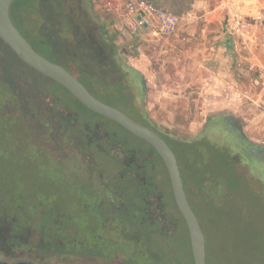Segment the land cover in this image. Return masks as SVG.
Wrapping results in <instances>:
<instances>
[{
  "label": "trees",
  "instance_id": "trees-1",
  "mask_svg": "<svg viewBox=\"0 0 264 264\" xmlns=\"http://www.w3.org/2000/svg\"><path fill=\"white\" fill-rule=\"evenodd\" d=\"M69 1L13 0L9 14L37 52L64 66L97 98L119 107L166 141L175 154L187 199L198 220L218 226V242L227 244L228 250L231 243L225 236L230 233L235 238L232 244L243 247L240 256L236 251L235 260L227 252L219 257L211 250L216 238L210 241L199 220L206 264H215L214 257L226 264H264V194L240 174L238 157L204 136L180 138L158 128L144 107L140 72L118 58L116 46L104 38L105 29L100 31L99 44L81 25L73 30L67 17ZM147 1L177 16L188 12L194 2ZM28 13L38 14L42 20L35 19L29 25L36 32L34 36L17 24ZM71 30L73 41L66 36ZM126 80L139 87L138 97L130 96V104L118 96L129 88ZM46 98L53 103L52 112L45 108ZM57 106L62 113L54 111ZM210 128L211 119L204 124L205 130ZM24 144L35 147L36 152L21 153L20 158L19 148ZM74 145L75 150L71 149ZM218 159L225 164L218 165ZM14 161L23 182L18 183L10 170ZM49 163L50 173L43 170ZM0 172H6L13 183L10 187L14 191L9 187L8 194L21 189L32 205V213L24 210L14 216L11 232L20 233L18 219L32 214L28 227L41 238L32 245L41 256L54 260L49 264H193L184 218L154 148L117 122L88 109L58 82L27 65L1 38ZM225 180L234 183L227 186ZM240 180L245 182V190L237 189ZM261 183L264 185V179ZM79 218L78 223L73 221ZM81 218L86 223L81 228L84 235L80 234ZM95 227L102 231L96 238ZM11 241L27 248L20 240Z\"/></svg>",
  "mask_w": 264,
  "mask_h": 264
},
{
  "label": "rangeland",
  "instance_id": "rangeland-1",
  "mask_svg": "<svg viewBox=\"0 0 264 264\" xmlns=\"http://www.w3.org/2000/svg\"><path fill=\"white\" fill-rule=\"evenodd\" d=\"M128 1L70 0L67 4V17L72 21L73 30H76L75 25H81L91 34L96 44H99L97 39L101 40L100 31L105 29L104 38L106 42L112 41V44L116 46L118 58L122 62L129 61L145 70L143 78L144 107L149 118L157 124L158 128L180 138L194 139L197 136H204L220 144V147L234 152L235 157H238L237 168L240 174L244 177L247 176L249 181H252L253 185L264 194V185L261 183L264 179V163L254 161L245 155L239 140L233 135L231 126L232 122H236L245 139L264 150V19L261 23L252 26L248 35H229L231 48L226 47L223 52L219 47L223 45L226 38L222 22L229 11L239 9L250 14L254 9L260 8L264 14V7L253 6L247 1L246 5L242 7L243 0H229L230 4L218 12L221 15L220 21H216L218 23L205 19V5L198 8L191 7L188 12L178 16L177 27L169 34L155 30L130 33L126 23L129 18L126 10ZM249 4L252 5L249 6ZM16 18L18 19V16ZM35 19L40 20L41 17L38 14L28 13L24 18H20L17 24L24 32L34 36L35 30L28 27ZM40 21L42 22V20ZM72 34L71 30V34L66 35L70 41H73ZM205 47H210V50L205 51ZM115 78L118 79L119 76L115 74ZM127 80L129 88L122 89L123 91L118 95L124 104H130V96L138 97L139 93L138 85H130ZM18 84L20 87L23 86L22 83ZM44 104L48 111H53L50 109L53 103L49 98H46ZM132 110L134 109L132 108ZM54 111L63 112L59 106L55 107ZM210 119L211 128L205 130L204 124ZM32 148L26 147L25 144L22 148L20 147L18 152L20 158H22V154L29 155L36 152L35 147ZM71 149L75 150V145ZM63 155L64 153L61 157ZM25 159L24 156L23 160ZM68 159L70 158L68 157ZM216 162L218 165L221 164L220 166L225 164L219 159ZM15 163L17 161L10 164V170L14 176H17L15 180L20 183L23 181L18 173L19 167L16 169L14 167ZM106 163L112 166L110 160H107ZM18 164L22 163L18 162ZM51 164L45 165L43 170H47L48 173L52 172ZM211 164L213 165L212 162L209 163V165ZM25 166L28 168L29 164ZM0 173V226L12 227V223L15 221L14 216L17 214L20 216L24 210L32 213V205L21 189L17 188L15 193L9 195L8 188L10 185L13 186L11 178L6 175V172ZM225 182V185L230 186L234 180L229 182L225 180ZM244 186L245 182L240 180L237 189L245 190ZM233 187L236 186L233 185ZM10 189L14 191V187H10ZM198 198V192L194 191V199L198 200ZM210 208L212 207L210 206ZM258 212L261 215L263 211L259 210ZM231 214L234 212L232 211ZM33 219L32 214L25 215V217L21 215V218L18 219L23 239L26 238L27 230H29L28 224ZM79 220L80 218L73 221L78 223ZM82 220L81 218L80 234L84 235L86 234L85 230L81 231V228L86 223ZM199 220L203 229L204 227L207 229L210 241L213 236L216 238V245L212 244L213 253H218L220 257L227 252L234 260L235 256L237 257L236 251L239 252L238 256L241 255L243 247L241 245L235 247V244H232L235 242L232 233L228 234V237L225 236L226 241L231 243L228 250L227 244L218 242L221 239L218 226L213 227L207 225L203 219ZM94 229L96 238L102 231L101 229L97 230L96 227ZM29 232L31 235L34 233L33 230ZM35 233L38 235L37 231ZM92 236L90 235V237ZM20 241L23 242V240ZM20 248H24V246L21 245ZM212 259L215 264H226L224 259L216 260L215 257Z\"/></svg>",
  "mask_w": 264,
  "mask_h": 264
},
{
  "label": "water",
  "instance_id": "water-1",
  "mask_svg": "<svg viewBox=\"0 0 264 264\" xmlns=\"http://www.w3.org/2000/svg\"><path fill=\"white\" fill-rule=\"evenodd\" d=\"M13 0H0V38L27 65L58 82L88 109L109 118L131 134L149 143L163 161L169 178L174 202L184 218L193 258V264H206L205 238L184 190L179 166L174 152L166 141L147 125H143L120 108L93 95L69 70L36 51L13 23L9 9ZM0 264H9L0 261ZM15 264H35L20 261Z\"/></svg>",
  "mask_w": 264,
  "mask_h": 264
},
{
  "label": "built area",
  "instance_id": "built-area-1",
  "mask_svg": "<svg viewBox=\"0 0 264 264\" xmlns=\"http://www.w3.org/2000/svg\"><path fill=\"white\" fill-rule=\"evenodd\" d=\"M126 10L129 14L126 23L130 33L155 30L169 34L176 29L178 24L176 14L147 0H129L126 3ZM263 19L264 14L260 8L254 9L250 14L239 9H232L226 16L224 24L230 36H244L250 33L252 26L261 23Z\"/></svg>",
  "mask_w": 264,
  "mask_h": 264
},
{
  "label": "flooded vegetation",
  "instance_id": "flooded-vegetation-1",
  "mask_svg": "<svg viewBox=\"0 0 264 264\" xmlns=\"http://www.w3.org/2000/svg\"><path fill=\"white\" fill-rule=\"evenodd\" d=\"M231 126L233 135L239 140L241 149L245 153V155L249 156L254 161L264 163V150L258 148L255 145H252L249 141H247L244 135L241 133L236 122H232ZM14 228L15 227L7 225L0 226V261H5L9 264H15L20 261L32 262L35 264H49V261H51L48 257L49 255H47L46 257L41 256V251L36 250L34 248V245H32L34 244V242H37L38 239L41 241V238L38 235L35 236V229L28 227L29 230H27L28 232L26 233V238L23 239L24 236L20 234L22 233V230L20 231V233H12L11 231ZM30 230L34 231L33 235H31V233L29 232ZM10 232L12 233V235L9 234ZM9 238L15 240H23V243L25 246H27V248H20V245H16V243L12 242Z\"/></svg>",
  "mask_w": 264,
  "mask_h": 264
},
{
  "label": "crops",
  "instance_id": "crops-1",
  "mask_svg": "<svg viewBox=\"0 0 264 264\" xmlns=\"http://www.w3.org/2000/svg\"><path fill=\"white\" fill-rule=\"evenodd\" d=\"M246 1H247V3H249V2L252 3L253 6H256V7H264V0H243V3H241L242 7L246 5ZM229 4H230L229 0H215V1L214 0L213 1L212 0H194L192 7L198 8V7L205 5L204 6V8L206 9L205 19L209 20V21H215L216 22V21H220V18H221L220 13L218 14V12H220L222 9L226 8ZM252 4H249V6ZM225 18L223 19L222 23H223V29H224V33L226 35V38L223 42V45L219 46L221 48V50H223V49L225 50L226 47L231 48L230 39H229L230 36L227 33V30H226L225 24H224ZM216 23H218V22H216ZM204 50L205 51L210 50V47H205ZM224 50H223V52H224ZM204 59H205V57H204ZM123 62L129 66H132L133 68H135L137 71L140 72L141 77H142V79H141L142 89L144 90L143 78L145 77L144 76L145 70L141 67H138V66L132 64L129 61L126 62L124 60ZM145 110H146V108H145Z\"/></svg>",
  "mask_w": 264,
  "mask_h": 264
}]
</instances>
